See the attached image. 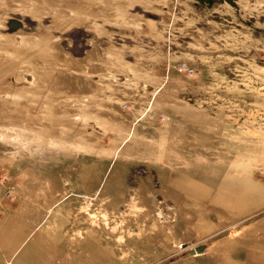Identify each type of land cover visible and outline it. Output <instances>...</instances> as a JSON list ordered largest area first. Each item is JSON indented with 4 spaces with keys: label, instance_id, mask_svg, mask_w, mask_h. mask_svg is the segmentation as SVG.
Listing matches in <instances>:
<instances>
[{
    "label": "rangeland",
    "instance_id": "rangeland-1",
    "mask_svg": "<svg viewBox=\"0 0 264 264\" xmlns=\"http://www.w3.org/2000/svg\"><path fill=\"white\" fill-rule=\"evenodd\" d=\"M0 264H264V0H0Z\"/></svg>",
    "mask_w": 264,
    "mask_h": 264
}]
</instances>
